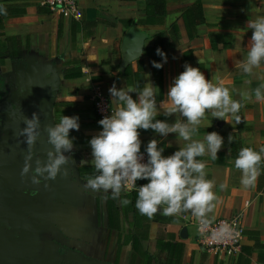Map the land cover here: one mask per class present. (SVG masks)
<instances>
[{
	"label": "crops",
	"instance_id": "1",
	"mask_svg": "<svg viewBox=\"0 0 264 264\" xmlns=\"http://www.w3.org/2000/svg\"><path fill=\"white\" fill-rule=\"evenodd\" d=\"M195 1L166 0L165 24L150 25L140 23L147 17V0H80L76 14L52 10L43 0H0L7 11L0 14V75L6 79L17 66L18 93H28V112L40 117V135L34 145L40 149L34 152L44 155L41 160L46 162V153L53 148L46 142V126L58 123L62 115L78 116L80 124L78 131L69 132L75 138L74 148L65 155L74 161L62 166V171L70 169L68 175L58 174L48 181L41 178L36 184L33 189L39 193L32 195L34 203L24 210L31 220L27 231L8 249L0 248V264H264V161L250 188L241 184L242 174L234 167L241 148L259 151L264 146V101H256L254 95L243 100L241 95L252 94L264 84V62L252 75L238 67L250 46L253 30L247 28V22L264 17V0H201L206 20L190 38L180 17L181 10ZM174 22L179 36L176 42L171 41L176 38L171 29ZM131 28L142 30L146 39L137 48V58L123 68L121 44ZM160 32L170 39L161 92L152 60L144 55ZM185 64L199 68L213 83L228 87L232 98L243 104L239 124L231 116L228 123L208 112L194 137L203 140L207 132L216 131L224 139L217 160L207 155L198 159L206 163V178L214 181L216 200L208 221L244 214L246 231L236 254L208 252L198 240L200 223L191 212L164 216L158 211L149 219L135 207L137 192L131 193L135 189L122 193L131 201L126 206L112 199L110 192L81 189L87 179L81 167L92 165L89 141L102 129L92 99L95 89L100 87L115 108L109 93L113 84L129 88L151 82L159 89V107ZM70 68H80L82 76L68 79ZM137 78L139 84L135 85ZM131 95L137 98L136 93ZM155 119L174 123L176 116L158 114ZM139 131L142 153L151 139L167 149L165 156L185 144L177 141L175 133L162 137L151 129ZM229 134L232 143H228ZM221 184L226 187L221 189Z\"/></svg>",
	"mask_w": 264,
	"mask_h": 264
},
{
	"label": "clouds",
	"instance_id": "2",
	"mask_svg": "<svg viewBox=\"0 0 264 264\" xmlns=\"http://www.w3.org/2000/svg\"><path fill=\"white\" fill-rule=\"evenodd\" d=\"M0 14H7L0 6ZM247 28L252 29L250 46L246 58L238 62L242 73L252 75L253 69L259 68L264 62V17L249 19ZM157 55L162 62L152 61L153 67L159 69L167 62L166 54L159 48ZM116 107L110 115H105L98 121L102 129L93 135L89 141L91 147V164L95 174L87 177L81 186L83 192L111 193V198L118 200L122 206L131 201L122 197L133 189L137 192L135 207L141 215L152 219L160 211L164 216H176L183 212L191 214L201 225L209 223L207 214L213 209L216 194L213 191L214 181L206 178V163L198 157L205 155L215 161L221 150L224 139L216 131L207 132L203 140L194 139L199 135V128L211 112L213 118L223 119L229 123L231 116L236 124L241 122L238 114L243 104L232 98L228 87L222 83H213L206 79L204 73L197 67L185 64L182 71L169 85L166 101H160L157 95L159 89L151 82L143 87L117 88L113 84L109 88ZM131 93H136L134 99ZM243 100L264 101V84L256 87L253 93L241 94ZM158 114L165 117L176 116L174 123L155 119ZM24 127L16 132L24 137L27 145L24 165L20 175L26 177L31 172V182L40 184L55 180L58 174L68 175L71 155L74 148V137H69L70 130H79V117L62 115L58 123L46 126L47 143L53 148L46 153V162L36 159V167L32 168V158L36 155L34 145L40 135V117L33 113L31 118L24 116ZM211 124L208 125L210 127ZM153 130L162 137L175 133L177 141L185 144L173 154L162 155L164 149L158 147V141L151 139L146 145L147 161L141 152L139 130ZM233 142L232 134L228 143ZM264 161V146L259 151L251 147L239 150L234 160V167L241 172V184L245 188L255 186L260 174V165ZM138 180H147L137 186ZM45 187H48L45 184ZM226 185L221 184L224 189ZM33 190L31 195H36Z\"/></svg>",
	"mask_w": 264,
	"mask_h": 264
},
{
	"label": "flooded vegetation",
	"instance_id": "3",
	"mask_svg": "<svg viewBox=\"0 0 264 264\" xmlns=\"http://www.w3.org/2000/svg\"><path fill=\"white\" fill-rule=\"evenodd\" d=\"M17 71L16 66L15 73L6 76V85L0 79V248L3 249H8L13 240L22 238L26 231L24 229L22 235L14 237V228H8V225H16V217L11 211L18 209L23 214L34 203L31 193L36 187V184L27 181L25 177L18 178L25 162L27 145L24 137L17 136L16 132L25 126L22 118H30L32 115L28 112V93H18ZM42 156L44 155L39 153L33 156L32 168L36 167V159L41 160ZM29 175L30 173L27 176Z\"/></svg>",
	"mask_w": 264,
	"mask_h": 264
},
{
	"label": "built area",
	"instance_id": "4",
	"mask_svg": "<svg viewBox=\"0 0 264 264\" xmlns=\"http://www.w3.org/2000/svg\"><path fill=\"white\" fill-rule=\"evenodd\" d=\"M80 0H43L52 10L76 14ZM97 119L111 114L110 98L97 87L92 94ZM145 162L147 155L144 153ZM244 214L236 213L229 217H221L209 221L207 225H199V242L212 254H236L240 251L245 235Z\"/></svg>",
	"mask_w": 264,
	"mask_h": 264
},
{
	"label": "trees",
	"instance_id": "5",
	"mask_svg": "<svg viewBox=\"0 0 264 264\" xmlns=\"http://www.w3.org/2000/svg\"><path fill=\"white\" fill-rule=\"evenodd\" d=\"M181 19L184 21L185 26L188 30V36L190 38H194L197 34V27L205 23V13L204 6L201 0H197L186 8L182 9ZM168 11L166 8V0H147V9L146 14L147 17L140 21V23L150 24V25H164L166 21V15ZM171 29L176 33V38L171 41L176 42L179 41V36H177V22H174L171 25ZM61 32V27H60ZM170 43V39L165 32H160L154 36V45L150 47H146L144 49V55L149 57L152 61L162 62V57L157 55L156 49H161L166 54V47ZM138 64L141 68V60L138 61ZM128 71L126 70V75ZM129 75V74H128ZM154 75L156 84L160 87V92L163 90V67L155 68L154 67ZM82 76V72L80 68H70L67 70L66 77L68 79H75ZM128 76V82L131 83V80ZM139 84V78H137L135 85ZM163 155L167 154V149H164ZM146 153V152H145ZM147 155V153H146ZM81 174L83 177L87 178L90 175L95 174L94 167L92 165H85L81 167ZM137 186H141L144 183L142 180H138ZM136 190L131 191L132 194H135ZM174 245H176L174 243Z\"/></svg>",
	"mask_w": 264,
	"mask_h": 264
},
{
	"label": "water",
	"instance_id": "6",
	"mask_svg": "<svg viewBox=\"0 0 264 264\" xmlns=\"http://www.w3.org/2000/svg\"><path fill=\"white\" fill-rule=\"evenodd\" d=\"M145 39L146 34L142 30H135L131 28L127 31L121 44L122 54L124 57L123 68H125L130 62L137 58V48L144 43ZM0 79H2V84L6 85L5 75H0ZM18 178L21 179V175H19ZM25 178H27V181H31V172L30 175L26 176ZM11 212L16 217V225L14 227L8 225V228H14V237H17L22 235L24 229L27 231V224L31 222V220L27 213L20 215V211L18 210ZM21 227L24 228L22 229Z\"/></svg>",
	"mask_w": 264,
	"mask_h": 264
}]
</instances>
